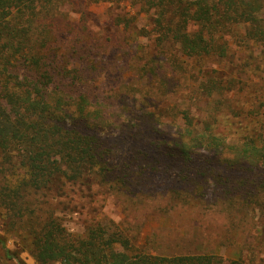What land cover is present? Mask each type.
I'll return each instance as SVG.
<instances>
[{
  "label": "trees",
  "instance_id": "trees-1",
  "mask_svg": "<svg viewBox=\"0 0 264 264\" xmlns=\"http://www.w3.org/2000/svg\"><path fill=\"white\" fill-rule=\"evenodd\" d=\"M129 1L153 17L152 44L130 63L136 82L114 74L116 62L103 56L115 50L114 39L92 37L87 21L76 24L65 12L75 0H0L2 219L40 264H241L210 252L154 253L114 221L109 229L97 219L74 234L54 212L40 215L26 202L53 189L64 194L68 183H102L128 198L126 208L153 196L157 181H171V199H234L264 189V114L250 113L254 129L242 128L250 117L245 81L231 58L232 46L264 44V0ZM210 57L224 62L223 72L178 93L174 83L188 80L192 62ZM154 84L161 100L147 94ZM228 119L241 127L225 130Z\"/></svg>",
  "mask_w": 264,
  "mask_h": 264
},
{
  "label": "rangeland",
  "instance_id": "rangeland-1",
  "mask_svg": "<svg viewBox=\"0 0 264 264\" xmlns=\"http://www.w3.org/2000/svg\"><path fill=\"white\" fill-rule=\"evenodd\" d=\"M64 10L76 24H80L79 20L87 21L92 37H111L108 43L114 39L115 50H109L103 56L108 64L116 62L111 67L114 74H124L125 77H131L129 82H136L134 78L138 79L137 71L134 70L135 65L131 66L130 63L133 59L137 60L139 55L143 57V54H135L137 50L141 52L142 46L152 44V13H147L140 3L129 0L91 5H86L84 0H75L74 4H67ZM118 17L122 21L118 22ZM167 51L179 55L173 48L167 47ZM148 55H152V49ZM231 56L235 65H239L238 73L245 81L242 95L245 94L243 100L249 116L254 112L264 114V44L252 46L248 50L232 46ZM223 64L211 57L201 62H192V75L188 76L186 82L181 79L174 83V88L178 93L183 89L191 90V85L202 81L206 73L217 75L223 72ZM147 94L150 100L163 98L155 84L148 88ZM177 98L172 97V105L180 103L181 99L178 101ZM162 113L170 120L172 112L167 110ZM252 114L247 119H241L243 129H254ZM196 116L204 117V111L196 112ZM229 120L223 121L225 130L241 127L238 124L229 125ZM249 176L244 182L251 183L254 175L250 173ZM260 181L264 183V177ZM170 183V180L163 183L157 181L153 196L136 197L127 208L124 201L128 198L102 183H68L64 194L53 189V193L41 199L31 197L26 202L40 207V215L54 212L74 234L85 232L97 219L107 224L109 229L114 221L134 237L136 244L154 253L171 256L210 252L228 261L240 260L241 264H264V189L234 199L211 194L208 199H171L166 190ZM171 205L175 208L169 209ZM2 214L0 207V264H40L28 249L22 248L20 232L11 228L9 219L6 224ZM4 245L12 251L11 257L5 254Z\"/></svg>",
  "mask_w": 264,
  "mask_h": 264
}]
</instances>
